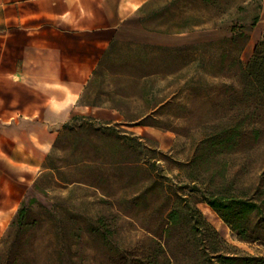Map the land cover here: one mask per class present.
<instances>
[{
	"label": "rangeland",
	"instance_id": "obj_1",
	"mask_svg": "<svg viewBox=\"0 0 264 264\" xmlns=\"http://www.w3.org/2000/svg\"><path fill=\"white\" fill-rule=\"evenodd\" d=\"M185 6L149 0L142 13L149 28L205 23L168 35L173 40L165 47L179 48L176 52L111 42L101 75L85 84L73 116L58 124H50L56 97L47 78L35 74L40 64L28 61L34 47L24 49L17 27L0 21V201L8 197V205L0 207V264H136L149 257L155 247L150 233L162 232L168 206L154 191L153 178L166 176L173 186L187 183L178 167L194 159L204 162L197 172L202 181L225 180L237 191L258 188L264 195V117H235L240 106L228 99L233 73L225 55L209 45L228 37L231 23L211 9ZM245 32L243 64L264 39V0L258 23ZM3 35L8 46L2 45ZM156 69L163 73L151 74ZM87 86L82 100L92 107L81 102ZM238 122L241 137L234 151H196L214 129ZM30 201L27 224L13 226L21 203ZM197 208L240 255L264 256V246L238 241L227 226L218 229L209 221L205 204Z\"/></svg>",
	"mask_w": 264,
	"mask_h": 264
},
{
	"label": "trees",
	"instance_id": "obj_2",
	"mask_svg": "<svg viewBox=\"0 0 264 264\" xmlns=\"http://www.w3.org/2000/svg\"><path fill=\"white\" fill-rule=\"evenodd\" d=\"M184 5H194L199 11L209 9L215 12L217 18L231 23L230 34L213 44L227 58L226 68L233 73L232 92L228 97L233 104L240 106L235 110V117L249 118L251 116L264 117V39L255 45L251 59L243 64L241 53L246 46L249 36L246 27H254L259 19L262 9V0H175ZM185 6V7H186ZM155 19L158 15L155 14ZM143 19L141 22L145 29L165 34H180L190 31L191 28L203 25L204 21H185L180 25L158 24L152 28L147 27ZM151 20V19H150ZM111 44V43H110ZM159 54L176 52L177 47L154 46ZM163 57H159L161 60ZM108 59V50L101 56L96 69L93 71L90 82L98 78ZM162 61L157 68H160ZM219 72H222L223 62ZM105 70L112 75L109 69ZM156 69L151 74H161ZM136 78V77H135ZM81 95V102L86 106H95L94 103L84 101L88 90ZM119 98L129 96L115 92ZM65 129H71L67 124ZM241 123L223 127L199 143L197 152L203 154L213 151L231 153L237 147V140L241 137ZM254 133L257 131L254 130ZM203 156V155H202ZM201 156V157H202ZM193 160L179 169L186 173L188 182L173 186L170 178L155 175L153 178L154 191L165 196L168 206L164 213V229L160 234L151 232L154 250L149 257H139L136 264H264V256L240 255V251L228 245L219 235L218 231L209 225L197 204H205L227 226L231 233L240 242L247 244H260L264 246V195L258 188L243 192L233 188V184L222 180L214 185L212 181H202L197 174L204 166V162ZM167 183V184H165ZM31 202H22L12 221L14 226L27 224L30 214ZM208 244H204L203 241Z\"/></svg>",
	"mask_w": 264,
	"mask_h": 264
},
{
	"label": "crops",
	"instance_id": "obj_3",
	"mask_svg": "<svg viewBox=\"0 0 264 264\" xmlns=\"http://www.w3.org/2000/svg\"><path fill=\"white\" fill-rule=\"evenodd\" d=\"M148 1L0 0L1 24L17 27L24 49L34 47V58L28 61L35 66L40 64L41 73L35 74L47 78L49 93L56 97V105L50 107V124L65 122L73 116L83 87L111 42L170 44L171 36L151 32L141 22ZM2 37V45L8 46L9 40ZM19 63L24 66L27 60L21 57ZM21 75L19 72L18 76ZM7 202L8 197L3 195L0 207L4 209Z\"/></svg>",
	"mask_w": 264,
	"mask_h": 264
},
{
	"label": "bare ground",
	"instance_id": "obj_4",
	"mask_svg": "<svg viewBox=\"0 0 264 264\" xmlns=\"http://www.w3.org/2000/svg\"><path fill=\"white\" fill-rule=\"evenodd\" d=\"M206 214L207 217L209 219V221L218 229L222 228L223 222L213 213L211 212L209 209H206Z\"/></svg>",
	"mask_w": 264,
	"mask_h": 264
}]
</instances>
